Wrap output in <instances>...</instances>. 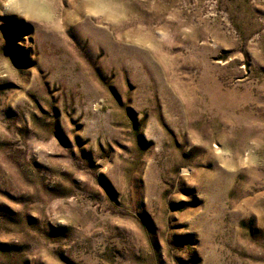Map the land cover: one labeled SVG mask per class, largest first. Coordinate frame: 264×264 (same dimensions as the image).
<instances>
[{
    "label": "rangeland",
    "instance_id": "1",
    "mask_svg": "<svg viewBox=\"0 0 264 264\" xmlns=\"http://www.w3.org/2000/svg\"><path fill=\"white\" fill-rule=\"evenodd\" d=\"M0 264H264V0H0Z\"/></svg>",
    "mask_w": 264,
    "mask_h": 264
}]
</instances>
